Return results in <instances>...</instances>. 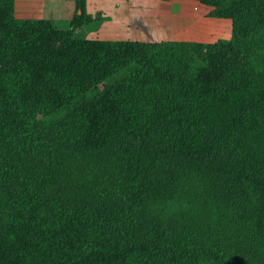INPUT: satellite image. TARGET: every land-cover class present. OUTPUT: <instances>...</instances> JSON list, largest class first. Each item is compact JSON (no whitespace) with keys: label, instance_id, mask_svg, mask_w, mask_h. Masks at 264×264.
<instances>
[{"label":"trees","instance_id":"16d2710c","mask_svg":"<svg viewBox=\"0 0 264 264\" xmlns=\"http://www.w3.org/2000/svg\"><path fill=\"white\" fill-rule=\"evenodd\" d=\"M194 1L229 35H33L0 0V264H264V0Z\"/></svg>","mask_w":264,"mask_h":264},{"label":"rangeland","instance_id":"374dc122","mask_svg":"<svg viewBox=\"0 0 264 264\" xmlns=\"http://www.w3.org/2000/svg\"><path fill=\"white\" fill-rule=\"evenodd\" d=\"M73 11V0H14L15 16L38 29L33 35L52 26L86 38L213 41L230 32L229 18L209 16L194 0H84L81 21L68 26Z\"/></svg>","mask_w":264,"mask_h":264}]
</instances>
